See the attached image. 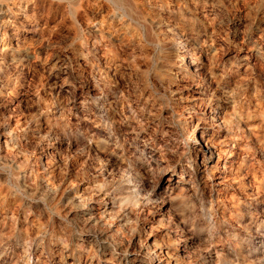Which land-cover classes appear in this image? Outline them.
Here are the masks:
<instances>
[{
  "label": "clouds",
  "instance_id": "9594fccd",
  "mask_svg": "<svg viewBox=\"0 0 264 264\" xmlns=\"http://www.w3.org/2000/svg\"><path fill=\"white\" fill-rule=\"evenodd\" d=\"M0 264H264V0H0Z\"/></svg>",
  "mask_w": 264,
  "mask_h": 264
}]
</instances>
